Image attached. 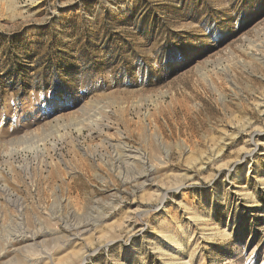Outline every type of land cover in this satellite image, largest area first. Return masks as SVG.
<instances>
[{
    "label": "rangeland",
    "instance_id": "1",
    "mask_svg": "<svg viewBox=\"0 0 264 264\" xmlns=\"http://www.w3.org/2000/svg\"><path fill=\"white\" fill-rule=\"evenodd\" d=\"M263 247L264 0H0V264Z\"/></svg>",
    "mask_w": 264,
    "mask_h": 264
},
{
    "label": "bare ground",
    "instance_id": "2",
    "mask_svg": "<svg viewBox=\"0 0 264 264\" xmlns=\"http://www.w3.org/2000/svg\"><path fill=\"white\" fill-rule=\"evenodd\" d=\"M139 162V161H138ZM143 175V174H142ZM139 178V177H138ZM136 179V178H135ZM86 227V225L85 226H82V227H79V228H77L78 230H81V229H87V228H85ZM83 232V231H82ZM167 232V231H166ZM80 233V232H79ZM169 233V232H168ZM223 235V234H222ZM78 236V235H77ZM171 236V235H170ZM178 236V235H177ZM176 237V236H175ZM29 238L30 237H25L24 239H20V242L21 241H23V243H26L28 240H29ZM61 238V237H60ZM76 238V237H75ZM75 238H73V239H75ZM174 239H176V238H174ZM61 239H58V241H60ZM72 240V239H71ZM170 240H172V238L170 239ZM169 240V244H170V246H173L175 243H173V242H175L174 240H173V242L172 241H170ZM56 241V240H55ZM66 241V240H65ZM65 241H60L61 243H60V246H62V247H64V246H66V245H68V243H70V242H65ZM20 245V244H19ZM27 247H29V245H25V246H23V247H20V248H16V249H14L13 251H16V253H20L19 251L22 249H26ZM24 249V250H25ZM41 252H44V251H42L41 250ZM45 253H46V251H45ZM44 253V254H45ZM166 253H167V255H169V250H167L166 251ZM182 254V253H181ZM254 254H255V256H254ZM47 255V254H46ZM171 255V254H170ZM183 256V255H182ZM43 257V256H42ZM255 257V258H254ZM253 258V259H252ZM27 260V259H26ZM168 261V264H185V262H184V257H181V258H179L178 256H175L174 255V257H172V258H168L167 259ZM237 260V259H236ZM260 260H262L261 261V263L260 264H264V247L262 248V249H260L259 251H254L253 253H252V255H251V257L248 259V260H246L245 262H244V264H258L259 262H260ZM41 262H43V260H37V261H35V263H33V264H40ZM240 262V261H239ZM240 264H243V262L241 263L240 262Z\"/></svg>",
    "mask_w": 264,
    "mask_h": 264
}]
</instances>
